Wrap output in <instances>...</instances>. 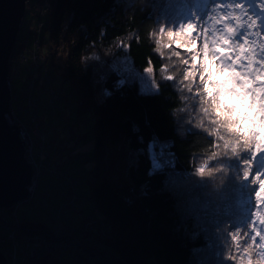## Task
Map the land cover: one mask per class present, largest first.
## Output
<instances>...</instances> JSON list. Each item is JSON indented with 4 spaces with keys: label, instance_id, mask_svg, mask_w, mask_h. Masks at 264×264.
Listing matches in <instances>:
<instances>
[{
    "label": "trees",
    "instance_id": "trees-1",
    "mask_svg": "<svg viewBox=\"0 0 264 264\" xmlns=\"http://www.w3.org/2000/svg\"><path fill=\"white\" fill-rule=\"evenodd\" d=\"M46 1L53 5L52 27L48 31L49 26L44 23L42 32L36 35L39 28L37 21L36 31L33 32V35L53 46L54 55L44 65L54 63L52 71L61 69L60 76L75 87L76 93H66L67 101L68 95H71L76 109L89 108L95 115L92 124L94 148L89 156L90 175L85 181L90 182L89 199L94 207L113 225L114 235L109 243L118 255V259L98 264H196L194 254L202 259L205 256L203 252H207L217 264V250L224 239L222 257L226 258L225 261L248 264L250 259L252 264H264L251 235H246L252 232L251 213L257 211L258 217L264 214V209L255 206L251 179L245 181L241 175V159L249 157L250 153L242 152L241 159L234 157L232 161L230 150L225 156L223 141L217 139L223 135L231 141L223 128L214 136H209L208 133L216 125H205L203 120L198 124L196 119L188 120L189 116L182 115L181 110L188 106L203 117V104L197 96L169 81H158L157 92L142 93L136 83H120L110 73L103 82L102 98L98 102L93 100L90 64L85 59H90L92 55L102 59L105 54L120 55L126 48L133 65L139 70L151 67L157 80V72L166 62L164 56L156 51V32L171 19L166 14H171L173 21L182 18L180 23H184L185 18L201 10L205 0H42L41 3L47 5ZM172 26L173 23L168 25ZM33 35L31 48H34ZM197 83L195 79L193 93L199 90L195 86ZM42 89L35 92L40 99L45 87ZM50 89L56 87L51 84ZM17 94L19 102L25 100L23 90ZM40 106L42 102L38 101L37 110ZM65 109L67 111V107ZM64 110L63 113H66ZM206 120L211 122L210 117ZM77 137L70 135L71 139ZM107 140L115 148L114 155L110 154L107 161L113 169V165H117L120 170H125L126 178H120L122 180L118 183L101 176L104 143ZM213 152L217 154L215 159L212 158ZM206 161L210 167L217 169L213 173L216 176L204 181V184L200 179V188L196 183L187 187L200 193L199 207L205 210L204 222L195 224L190 217L179 214L170 180L198 173L197 169ZM259 163L260 160L253 161L252 174L258 172ZM99 164L103 166L101 171ZM63 170L68 173L65 166ZM220 172L230 180L229 185L222 183L227 179L222 174L218 176ZM78 184L82 187L81 183ZM64 197L61 193L58 206ZM205 206L211 208L205 209ZM49 207L31 211L21 208L18 218L22 231L34 232L48 227L46 225L52 216L45 217L41 212ZM55 213L52 211L53 216ZM30 214L37 216L23 218ZM256 228L264 232V226L259 223ZM226 231L229 233L225 234ZM35 262L55 264L42 259ZM208 264H212L211 261Z\"/></svg>",
    "mask_w": 264,
    "mask_h": 264
},
{
    "label": "rangeland",
    "instance_id": "rangeland-1",
    "mask_svg": "<svg viewBox=\"0 0 264 264\" xmlns=\"http://www.w3.org/2000/svg\"><path fill=\"white\" fill-rule=\"evenodd\" d=\"M33 2L32 6H28V8H26L25 11V15H24V23L22 24L21 30H20V34L19 37L17 36V41L15 43V46L12 50V53H14L16 55L15 59L19 60H25L26 57L29 56L30 51L33 52V55H31V59L32 60H36V63H39L40 60H44L43 57L47 56V58H49V53L45 50V52H41V48L39 46H37L36 50H30L29 48H31L30 42L32 41V35L33 32L35 31L36 27H37V20H36V13L38 11V8L41 4L42 0H31ZM223 2L224 6L221 9H218L217 11L213 12L212 8H214L216 3H220ZM264 0H254L252 3L250 2V0H205L204 1V5L201 7V10H198V12L196 11L194 15L189 16L188 18H185L184 23H186L189 20H193L195 22L196 17H200L201 20L203 21L205 13L208 12V18H207V23L206 24H201L199 30H198V35L197 34H192L189 37V33H191L190 29H185L184 33L181 35L180 33H176L173 39H170L168 32H167V27L170 23H173V26H177L181 21L182 18H178L176 19V21H173L174 18L172 17L171 14L167 13V16H170V20L165 22V25H161L165 26V32L163 34L160 33V29L157 30L156 35H157V39L160 40V43L157 44V49L156 51H158V54L161 56H164V62L165 65H163V67L158 70L157 75L158 78L157 80L154 77V71L152 70H148L149 67L144 68L143 70H139L137 69L131 59L129 58V56L127 55L126 52V48H124V51L122 53H120V55H116L114 54H105L103 55V59L101 57H98L96 55H92L90 57V59H85V61H87V63H89V67H90V72H91V83L93 85L94 88V98L93 100L95 102H98L104 93V88H103V82L105 79V76L108 75V73L110 72H115L119 77H121V81H129V82H134L137 84V88L139 92L142 93H154L158 90L157 88V83L158 81H169L172 84H175L177 87L182 86L185 87L186 89H188V86L191 85L193 87L194 85V81L192 79V77H189L188 81H184L183 80V74L186 68H189L191 66V53L188 51V49H195L197 51H200L202 49L203 46V41H204V36L205 33L203 31L204 27H207L209 29L210 33H213L214 35H209L208 36V41L209 43H211L212 39L215 38V36H221L223 35L222 31H217L218 28H222V25H217L215 23L216 19L219 18L221 12L223 13H227L230 11H233L231 5L235 4V3H239L241 4L244 9L247 10L248 14L253 15V16H259L261 14V10H259V6L261 4H263ZM47 5L46 8L48 10H50V8L52 9L53 5H49L48 1H46ZM42 6H44V4H42ZM193 6V4L191 5V7ZM45 15V14H44ZM234 15H241L240 10L237 9L234 12ZM246 19V18H245ZM241 21H234L235 24L240 23ZM49 26V25H48ZM160 27V28H161ZM48 28V27H47ZM48 35V34H47ZM46 35V36H47ZM36 35H33V39H36ZM250 37L251 39L256 41L255 45H252L253 47L256 48V51L259 52V46L260 45H264V33H262L259 28L255 29L254 31H252L250 33ZM43 39V38H41ZM156 39V41H157ZM196 41V43H192V42H187V41ZM243 42V41H241ZM171 43L172 47L170 48H166L164 47V45ZM181 44V48L177 49L175 47L176 44ZM27 47H24V46ZM53 48V47H52ZM51 48V49H52ZM20 51H22L21 54ZM179 51L180 55L177 56L175 53ZM104 54V53H103ZM181 56V57H180ZM20 59H19V58ZM190 60L188 65H185L183 63H181V61L183 60ZM188 60V61H189ZM57 62V61H55ZM204 62V63H208L207 61H202L200 59H198L197 64ZM86 63V64H87ZM54 63H52L51 65L46 63V66L48 68V72H45L48 80L46 79L45 81L42 80L38 81L37 79H35L33 81L35 88L37 89L40 86V83L44 84H49V82L52 84V87H57L60 84V81L63 80V82L66 80V78L61 77L62 74L61 73V69H58V71L53 72L52 71V66ZM87 65V66H88ZM209 67L212 68L213 72L215 73V68L214 66H212L211 64H209ZM15 68V67H14ZM19 69V68H18ZM57 69V68H56ZM19 75V79L16 77V75ZM43 74V73H42ZM61 75V76H60ZM226 75V73H215L214 75V79H221ZM28 78H27V77ZM167 76H173L174 79L173 80H168L165 79V77ZM13 91H10V95L13 92L14 95L17 96L18 91H22L21 90V86L22 84L27 85L26 83H24L23 80H21L20 77L25 78L26 80H30L33 79L35 76L31 73L29 74L28 69L26 68H22L20 67L19 72L18 70L15 68V72L13 73ZM196 80L198 81L196 88H198L201 91L202 94V89L199 83V76L197 75ZM22 81V83H21ZM62 84V83H61ZM42 86V84H41ZM71 85H68V87ZM45 87V85H44ZM43 88V86H42ZM180 88V87H179ZM39 90V89H37ZM66 93H69V90L66 89L65 90V95H67ZM13 96V100L10 102V112L13 114L14 118L13 120L16 121V123L21 122L23 124L22 128L27 130L29 129V126L32 123V119H34V117L31 116V114L27 112L28 109L32 108V105L30 103H28V101H18L16 103V100L14 101V95ZM46 95L42 94L41 95V102H42V106H40L39 108V114L42 115L43 117H45L46 121H47V130L51 129L52 124L55 123L56 121H58V119H60V115L57 113H54L55 111L53 109L50 110L47 101L45 99ZM69 97V101H67L66 107H67V111L66 109L64 111H66V113H63V117L67 119V122L73 127V129L78 130V135H79V143L76 144L75 149L72 150V152L68 153V152H64V166L67 168L68 173L63 170L64 172H66L68 175V177L73 178L76 183H81L82 184V190L80 192V194H78L77 191H75L74 189L71 190V192H67L65 194L64 197V201L62 202L63 204H65V206L62 209L61 204L58 206L60 200H61V193L64 192V187H63V182L62 181H58V180H54V179H47L44 180V182H41V185H43V187H45L50 193H51V198H50V207L48 209H45L43 212H41L42 215H44L45 217L48 216H52L51 221L48 223V227H44L45 229V234L47 236V238H51L54 239L56 237L60 236V239H64L62 234L64 232H69V231H64V224H63V218L64 216L66 217L67 220L70 219V221H73L72 224L74 226H78V230H80V232H83L84 234L87 232V230H89L90 225L92 224L91 221L88 219V214L89 210H87L88 207H86V203H88L89 208H92V210L96 213L97 210L95 209L93 203L91 202V200L89 198H91V190H90V182H86L85 180H87L89 178V171H90V159L89 156L91 155L92 151H93V131H91L92 129V124L95 120V116L94 114L91 112V110L89 108H86L88 110H83V109H76V105L73 102V98L71 95H68ZM18 98V96H17ZM197 99L201 102L199 96H197ZM32 103V101H31ZM201 104H203L202 107V112H203V117H200L199 112L195 109L191 110L190 107H185L183 109V111H181L182 115L184 116H189L190 118H187L188 120H190L191 118L194 120L196 119L198 124H201V120L204 121L205 125L211 126L213 125L210 121H207L206 118L210 117V120L213 119V117H211V113H205L203 111V109L205 107H209L210 105L208 102H201ZM200 105V104H199ZM198 105V106H199ZM197 106V107H198ZM194 107V106H193ZM189 114V115H188ZM10 115V113H9ZM54 115V116H53ZM195 115V117H194ZM68 117V118H67ZM9 122V121H8ZM11 124V123H10ZM67 124V123H66ZM203 125V124H202ZM30 130V129H29ZM31 132V131H29ZM27 132V134L29 133ZM26 135V133H24ZM22 135V134H21ZM22 137V136H21ZM23 139V137H22ZM26 139V138H25ZM24 139V140H25ZM56 139V138H54ZM75 139V138H74ZM26 141V140H25ZM68 153V155H67ZM233 156H232V161H233ZM264 159V156H262L261 154H258L255 161H259V167L257 168L258 172H264V167L261 166V160ZM103 164H105V156L103 158ZM102 167L100 164L98 165V169L101 171ZM114 169H116V171H120V167L119 166H114ZM124 169L121 168V171L115 175L117 176V178H113L111 177L110 180L112 181H116L117 183L122 180L120 178L125 179V174H124ZM252 172V171H251ZM100 173V172H99ZM224 175V178H226L227 180L222 181L223 184H230V180H228V178L226 177V175L224 173H221L218 175ZM205 175V176H204ZM216 175L208 174V171L205 172V174L201 175L199 173H195L194 175H190L187 176L185 178H178L176 180L171 179L170 180V187L174 189L175 191V197L177 199L178 205V211L179 214L182 216L184 215L185 217H190L193 220V223L198 224V223H203V217H204V212L205 210L203 208H200L199 205L201 204V199H200V193H198L196 191V189L192 190H188V186H190L191 184L196 183V186L199 187V182L200 179L203 181L202 184H204V181L206 180H211L215 177ZM217 176V177H218ZM103 178V176H102ZM196 178H198L199 180L197 181ZM68 179V178H66ZM69 180V179H68ZM178 180V181H177ZM261 180H264V177H261ZM197 181V182H196ZM259 184V181L257 182ZM200 188V187H199ZM254 188V185H253ZM67 190V187H66ZM255 201V200H254ZM85 205V206H84ZM48 206H46L45 208H47ZM37 209L41 210V208L36 207ZM34 208V209H36ZM55 208V209H54ZM73 208V209H72ZM205 209L211 208L208 206L204 207ZM58 209L62 210L63 215L57 213L55 216H53L52 214V210H54L55 212L58 211ZM264 209V206L260 207V210ZM45 211L50 212L48 214V212L46 214H44ZM93 212V213H94ZM94 213V214H95ZM61 215V217H60ZM261 216H264V214H260ZM34 216H37L36 214H30L29 216L24 215V219H28V218H33ZM58 218V219H57ZM61 218V219H60ZM56 219V220H55ZM74 221H78L76 222L77 224H75ZM90 221V222H89ZM53 223H55V226L53 225ZM24 225V224H23ZM45 225V224H44ZM185 226H187V223H184ZM22 224L20 222V227L18 228V231H22ZM225 233V232H224ZM229 232L226 231L225 234H228ZM35 233H33L34 235ZM25 236L28 235H32V234H24ZM73 239L69 236L67 238V242H71ZM26 244L29 242L28 240H25ZM105 242L109 243V240H105ZM225 239H224V243H222L220 246V248L217 250L218 255V263L217 264H233L231 262H227L225 261L226 258L222 257V251L225 245ZM10 242H5L3 244L0 245V251H9V247H10ZM107 246H104L106 248L109 249V251H113L114 249L112 248V246L109 244H106ZM49 248H53L55 250H51ZM24 249V247H23ZM58 249V251L56 250ZM64 251L68 252L70 251V249L68 248H64ZM62 249L57 248L56 246H49V247H45L42 248L39 253H37L39 256L41 251H48L51 252L50 253V260L51 259H55L58 260V264H76L74 262V259L72 257H69L68 255L64 254L60 257H58L59 251L62 252ZM74 253H76V250H74ZM21 252V251H20ZM204 253V257L202 256L199 257V255H197L196 253L194 254V262L196 264H208L210 261L212 264H214L212 258L210 257V255L207 252H203ZM22 255V252H21ZM79 257L80 262H78L79 264H92L95 263V261L89 260L88 258H81L80 254H76L75 256ZM20 257V255H19ZM18 257V259L20 260V258ZM114 257H118L117 255H115ZM40 258V257H37ZM111 258V259H110ZM108 259H110V261H113L115 259H113L112 256H109ZM225 259V260H224ZM26 260V259H24ZM23 261V264H33L32 262H25ZM41 260V259H38ZM33 262H35V260H33ZM105 263H109V261H104ZM6 264V262H5Z\"/></svg>",
    "mask_w": 264,
    "mask_h": 264
},
{
    "label": "snow or ice",
    "instance_id": "snow-or-ice-1",
    "mask_svg": "<svg viewBox=\"0 0 264 264\" xmlns=\"http://www.w3.org/2000/svg\"><path fill=\"white\" fill-rule=\"evenodd\" d=\"M214 6L213 12L221 9L224 3H216ZM231 7L233 11L221 12L215 21L217 25H222V28H218L217 31H222L223 35L215 36L209 43L208 36L214 34L204 27L202 49L200 51L188 49L191 53V66L185 69L183 80L188 81L189 77H192L195 81L197 75L199 76L202 94L199 90L193 93L191 85L188 86V91L194 96H199L202 103L206 101L210 105V108L205 107L203 111L211 113L214 117L211 123L217 127L208 135L214 136L220 128H223L232 138L230 141L223 135L217 137L218 140L223 141L225 156L229 150L231 156L237 159H241L242 152L250 153L249 157L241 159L243 169L241 175L245 181L251 179V184L254 185L255 206L259 209L264 206V180H261L264 172L252 174L251 169L257 155L264 156V45H260L257 52L252 46L256 44V41L251 39L250 33L257 28L264 33V19L248 14L239 3L232 4ZM259 7L264 14V4ZM237 9L240 10L241 15H234ZM207 18L208 12L205 13L203 21L200 17H196L195 22L189 20L186 23H179L178 26L168 27V35L170 39H173L176 33L182 35L185 29L191 30L189 37L192 34L198 35L201 24H206ZM234 21L241 22L235 24ZM159 31L163 34L165 26H162ZM187 42L196 43L191 40ZM156 43L159 44L160 40L157 39ZM164 47L170 48L172 45L169 43ZM175 47L179 49L181 44L178 43ZM175 54L179 56L180 52L177 51ZM198 59L208 63L197 64ZM181 63L188 65L189 61L183 60ZM209 64L214 66L215 73L223 72L226 75L221 79H214L215 73ZM148 70H151V67ZM165 79L173 80L174 77L167 76ZM216 155L213 152L212 158L215 159ZM261 166L264 167V159L261 160ZM206 168L209 175L217 171L206 161L197 169V172L203 175ZM251 216L253 218L252 232L246 235H251L253 244L259 249L260 260L264 261V232L256 228L257 223L264 226V216L258 217L257 211H253ZM233 239L236 238L233 237ZM252 246L249 245V247ZM248 264H252L250 259Z\"/></svg>",
    "mask_w": 264,
    "mask_h": 264
},
{
    "label": "bare ground",
    "instance_id": "bare-ground-1",
    "mask_svg": "<svg viewBox=\"0 0 264 264\" xmlns=\"http://www.w3.org/2000/svg\"><path fill=\"white\" fill-rule=\"evenodd\" d=\"M29 5L32 6V3H31L30 0H27L26 1V6H25V11H26V8H28ZM40 13L41 14H45V15H41ZM52 13H53V9L50 8V10L48 11L46 9V4L44 3V6H42V3H41L39 8H38V11H37V13L35 15L36 20L38 21V25H39V22L47 23L49 25L47 30L50 31V29L52 27V20H51ZM24 15H25V12H24ZM23 23H24V16H23L22 21L20 23V28H19L18 32H20ZM35 31H36V29H35ZM33 46H39L41 49L46 50L49 53V57H52L54 55L53 54L54 51H53V48H52L53 47L52 44L49 45V42H47V41H45V40H43L41 38L36 37V39L33 40ZM15 58H16V55L14 53H11L10 57L8 59L9 69H8L7 83H8V86L12 87V88H13V81H14L13 78H15V77H13V73L15 72V68L18 70V72H19V69H20L19 61L17 59H15ZM47 61H48V58L46 59V62ZM24 64L27 65V67H30L31 69H35V70H38L39 67H41V64L40 63H36V60H29V61L24 62ZM110 73H113L114 76L118 79V81L120 83H123V82L131 83V82L127 81V80L126 81L122 80L123 81L122 82L121 81V77H119L115 72H110ZM110 73H108V75ZM108 75L105 76L104 80H106ZM16 77L18 78V74L16 75ZM37 77L41 78V76H37ZM44 79H46V78H44ZM68 85H71V83H68V84L67 83H62V84H60V87L63 88L62 90L68 89L69 91H72L73 94H74V92L76 93L75 87H73V86H69L68 87ZM21 87H22L23 92H25L24 86L22 85ZM157 88H158V85H157ZM37 89H39V90H37ZM37 89H36V91H39V92L43 90L42 86H41V83H40V86ZM10 91H11V88H10ZM45 92H46V94H45ZM43 94L46 95L45 99L48 102V105H50V101L53 100V96L50 95L49 91H46V90H44ZM38 99H39V101H41L40 97H38ZM80 106H81V104H80ZM91 112L94 114L93 110H91ZM59 115L62 117L63 111H60ZM6 118L9 121V123L15 124L18 127L19 130L23 131V132H21L19 134L20 138L24 137L21 134L31 131L29 129H28V131L23 129L22 128L23 124L21 122L16 123V121L13 120L8 114H6ZM34 123L43 132L41 134H38V135L33 136L32 138H30L32 140V142H33L32 147H34V152L33 151H28V153H31L32 156H34L35 154H37L39 156H43L44 159L41 161V159H39V157L36 156L37 158H33V160H31L30 158H27V157L24 156L25 162L27 164L29 163L30 166H31V179H30L31 183H30V186L28 188V195L20 200V201H22V205H24V203H29V199L32 196L34 197V199H36V200H40L41 199V200L45 201L48 204V206L50 205V201L49 200L51 198V193L45 187H43V185H41V182H44V180H47V179H54V180H58V181H62L63 182V186H64V189H65V191L62 192L63 196L67 192H71L72 189H74L75 191L78 192V194H80V192L82 190V187L80 186V184H78V182L76 183V181L73 178H71V177L67 176V178L69 179L68 180L65 177L59 176L58 174L53 172L54 166L57 167L58 169L63 170V167H64V154L63 153L64 152H68V153L72 152V150L75 149L76 144L79 143L80 140L78 138L79 137L78 130L73 129L72 126L67 122V120L64 117H62L61 119H58V121L53 123L51 129H49V130H47V128H46L47 127V121H46L45 117H43L42 115H37L35 117V122ZM32 125L33 124L31 123V125L29 127H31ZM67 126H69L70 130L67 128ZM91 131H93V129H91ZM67 133H69V135H74V136H76V137L78 136V137L75 138V139H71L70 136H68ZM92 136H93L92 142L94 143L95 132L93 133ZM54 138H56V139H54ZM112 145L113 144L109 140L105 141V143H104L105 164H104V167H103V171L101 172V176H103V178H106V179H111V177H113V178L116 177L117 178V176H115V175H117L121 171V170L120 171L119 170L116 171V169H113L112 166H110L109 161H107V157L110 154L114 155L113 150H115V148ZM93 148H94V146H93ZM25 150H26V145L24 144V153H25ZM68 153H67V155H68ZM66 187H67V190H66ZM86 205H87L86 207H88L87 210L91 211L88 214V219L90 221L94 220L96 222V225H98L102 220H104L107 223V226H110V228L112 230L111 237H110L112 239V237L114 235L113 234V225H112V223L107 221L106 219H104L99 214V212H98V210L96 208L95 209L97 210V212L95 213L92 210V208H89L88 203H86ZM52 211H54V210H52ZM57 213H59L62 216H64L62 210H60V209H58V211L55 213V215ZM61 215H60V217H61ZM72 222L73 221H70V219L67 220L66 217L64 216V218H63L64 231H69L67 233H71L73 237H76L77 234H80L82 232H80V230H78V226H74L72 224ZM74 222H75V224H77L76 222H78V221H74ZM101 225H103V224L101 223ZM22 232H23V234L28 233V234H32L33 235V233L39 234L41 232V230L40 231L35 230L34 232H33V230H31L30 232L29 231H22ZM32 235H30V236H32ZM23 236H25V235H23ZM13 237L17 238V236L15 234L13 235ZM24 238H26V237H24ZM99 243L101 244L102 242L100 241ZM78 244H80L79 241L77 242L76 245L73 246V248L76 250V252H80V247L82 249V246L78 245ZM106 244H108V242H106ZM59 249H61V248H59ZM56 250L58 251V249H56ZM50 253L51 252H48V251H41L39 256H35L34 253H33V255H32L33 257H25V253H22L20 260L18 259L17 261H16V258H15V260L13 259L12 255L10 253H9V256H10L11 264H23V263H21L22 262L21 260L23 258L26 259L24 261L27 262V263L28 262H33V260L37 261L38 259H42L46 263L53 262L55 264H58V260H55V259H51L50 260V258H49ZM64 254L68 255L69 257H72L74 259V262L76 264H79L78 262H80L81 259H79L78 255L76 257L75 256L76 254L70 253L69 251L66 252V251L63 250L62 252L59 251L58 257H60V256H62ZM99 255L102 256L101 253H99ZM3 256L5 258V261L8 262L9 261V256H7L5 254ZM37 257H40V258H37ZM81 258H83V256H81ZM90 260H92V259H90ZM92 261H95V259H93ZM107 261L111 262L110 260H107ZM35 263L36 262H34V264ZM98 263H105V262L102 261V260H97V261H95V263L92 262V264H98Z\"/></svg>",
    "mask_w": 264,
    "mask_h": 264
},
{
    "label": "built area",
    "instance_id": "built-area-1",
    "mask_svg": "<svg viewBox=\"0 0 264 264\" xmlns=\"http://www.w3.org/2000/svg\"><path fill=\"white\" fill-rule=\"evenodd\" d=\"M41 15H44V14H41ZM43 26H44V22H39V28L37 29L36 35H39V33L42 32ZM24 47H27V46L25 45ZM36 48H37V46H34V48H29V49L33 51V50H36ZM41 52H45V50L41 49ZM20 53L24 54V53H22V51H20ZM31 55H33V52L30 51L29 56L26 57L25 60H19L20 67L28 69L29 74L32 73L35 76L33 79H30V80H26L25 78L20 77L21 80H23L24 83L27 84V85L22 84L25 88V95H24L25 101H28V103H30L32 105V108L28 109L27 111H28V113L31 114L32 117H34V119H32L33 125L31 127H29L31 132H29L28 134L26 133V135L23 133L22 136H24V137H23V139L22 138L21 139L25 142V145H26V150H25L24 156L27 158H30L31 160H33V158H37L36 156H38L39 159H41V161H42L44 159L43 156H39L37 154L32 156V154L28 153V151L34 152V147H32L33 142L30 138H32L33 136H36L38 134H41L43 132L34 123L35 117L37 115H39L38 110H37L39 99L35 95L36 88H35L33 81L35 79H37L38 81H41V82H42V80L43 81H45L46 79L48 80V77L45 73V72L48 73V68L46 65H44V62H46L47 56L43 57L44 60L39 61V63L41 64V67H39L38 70H35V69H31L30 67H27V65L24 64V62L32 60ZM37 76H41V78H38ZM18 78H19V75H18ZM44 78H46V79H44ZM67 82H68V80L66 79L63 83H67ZM21 83H22V81H21ZM41 84L43 87L45 85V90L49 91V94L53 96V100L50 101V107L55 112L60 113V111H63L66 108V104H67L66 95L64 94V90H62L63 88L58 86V88H56V89H50L51 88L50 82H49V84H44V85H43V83H41ZM10 88L13 91L12 87H10ZM12 94H13V92L10 95V101L13 100ZM17 96H18V94H17ZM17 96L14 95V101L16 100V103L19 101V96H18V98H17ZM31 101H32V103H31ZM80 104H82V102L79 101V105ZM9 116L12 119L14 118V116L11 112H10ZM67 128L70 130L69 126H67ZM21 132H23V131L20 130V133ZM67 134H68V136H70L69 133H67ZM53 172L58 174L59 176L65 177V178H67V175H68L66 172H64L61 169H58L55 166H54ZM46 206H48V204L45 201H43L41 199L36 200L32 196L29 199V203H24V205H22V201H19L7 209L0 208V245L5 243V242H10V244H11L9 247V251H1L3 255L5 254V255L9 256V253H10L12 255L13 259L15 260V258H16V261H17L19 255H20L19 258H21V252L25 253V257H33L32 256L33 253L35 256H37L38 255L37 253H39V251L42 248L53 246V245L56 246L57 248L59 247L61 249L68 248V249H70V251H69L70 253H74L73 246L76 245L77 242L79 241L80 244H78V245H81L83 250L80 247V252H76L74 254H80L81 253L80 254L81 256L88 258L89 260L95 259V261H97V260H102V261L110 260L111 258L108 259L109 256H112L113 259L115 258L114 256L116 255V253L114 251H109V249L106 248L107 246L105 245V243H106L105 240H111L110 237H111L112 230H111L110 226H107V223L104 220H102L98 225H96V222L94 220H91L92 224L90 225L89 230H87V232L85 234L83 232L80 234H77L76 237H73L71 233L64 232L62 234L64 239H62V240L60 239V236L56 237L54 239L47 238V236L45 234L46 228L41 230V232L39 233L40 235L34 234L32 236H30V235L23 236L24 235L23 232L18 231V228L20 227V219L18 218V211L23 207H25L27 210L31 211L36 207L45 208ZM61 206L63 209L65 204L61 203ZM101 223L103 225H101ZM53 225L55 226V223H53ZM14 234L17 236V238L13 237ZM69 236L73 239L71 242H67V238ZM24 237H26V238H24ZM25 240H28L29 242L26 244ZM100 241L102 242L101 244L99 243ZM104 246H106V247H104ZM23 247H24V249H23ZM49 249L55 250L53 248H49ZM99 253H101L102 256L99 255ZM24 259L25 258H23L22 260H24ZM21 263H23V261ZM6 264H11L10 256H9V261L8 262L6 261Z\"/></svg>",
    "mask_w": 264,
    "mask_h": 264
},
{
    "label": "water",
    "instance_id": "water-1",
    "mask_svg": "<svg viewBox=\"0 0 264 264\" xmlns=\"http://www.w3.org/2000/svg\"><path fill=\"white\" fill-rule=\"evenodd\" d=\"M26 1L0 0V208L5 209L26 197L31 183V166L24 158L25 142L18 127L6 118L11 105L8 59L17 41ZM5 262L0 252V264Z\"/></svg>",
    "mask_w": 264,
    "mask_h": 264
}]
</instances>
